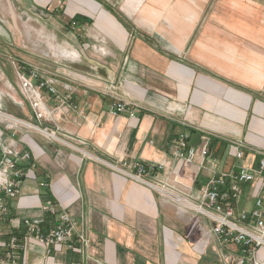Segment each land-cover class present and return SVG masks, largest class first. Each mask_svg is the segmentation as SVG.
Listing matches in <instances>:
<instances>
[{
	"label": "crops",
	"instance_id": "crops-1",
	"mask_svg": "<svg viewBox=\"0 0 264 264\" xmlns=\"http://www.w3.org/2000/svg\"><path fill=\"white\" fill-rule=\"evenodd\" d=\"M35 1L42 2V0ZM89 1L91 0H81V3L84 5ZM140 1L126 0L125 5L129 4L130 8L126 12L119 8L120 13L128 19L139 11L137 9L143 8L146 16L151 15L152 19L143 20L147 23L145 27H150L158 16V10L161 12L166 9L171 17L169 21L174 20L176 23L170 26L171 33H164L163 37H171L177 50L180 51L187 42L188 32L197 29L196 25L212 0ZM93 2L99 8L98 15L94 18L88 15V10H80L79 16L86 18L84 20L87 21H90L87 17L94 18L97 25L101 23V20L106 21L113 31L118 32V36L109 37L110 42L113 43L116 51L123 53L128 46L125 31L118 26L115 18L101 9L100 3ZM261 15L264 16V0H215L208 21L203 25L202 30L261 27L264 26V21L260 22ZM132 43L134 44L129 56L134 62L131 63L129 72L141 73L142 80H138L137 86L142 89L146 87L159 94L167 93L161 87L152 85L147 75L143 76L141 64H144V67L151 66L153 71L161 70V66L156 67V62L151 64L152 57L146 42L135 40ZM197 70L175 56L167 60L163 66L167 76L174 79V76L179 75L180 81L199 75L195 72ZM240 76L239 82L253 89H250L253 91L249 93L251 96L226 89L228 94L237 98L240 111L233 109L237 111L234 112L231 108L228 111L222 107V101L214 103L208 98L198 100L195 96L191 99L189 86L184 85V83L188 85L187 82H181L179 98L180 100L190 99L192 104L201 110H209V107L215 104L213 112L234 123H244L247 116L245 112L252 103L254 114L247 124L249 132L247 142L254 148L264 151V101L258 97L264 88V72L253 75L247 71L245 73L240 71ZM199 78L203 83L208 80L203 76ZM71 89L72 91L67 94L74 108L70 110L63 107L59 111L55 110L57 114L53 117L54 126L52 127L64 133L65 135L62 136L74 142L77 147L65 142L66 140L58 139L54 132L47 131L52 135L48 137L45 134H35L29 128V132L19 129V132L15 134L19 149L31 155L35 169L34 177H27L23 181L18 197L10 202V213L3 222L2 241L7 243L9 237L13 235L19 238L18 242L21 245V248L12 252L11 259L17 264H77V262L80 264H191L190 261L193 258L185 253L183 244L185 240H188L194 247V253L199 256L205 255L212 246L216 252L220 250L223 264H236L235 256L238 254V249L232 246H219L210 231L211 223L205 218L194 216L186 230L185 238H182L183 243L176 244L174 228L166 222V205L158 201L154 188L139 182L132 177L133 175L120 169L115 170L104 163L106 161L115 165L121 163L127 168H129L128 165H132L131 173L134 172L133 165L136 162L145 166L165 164L164 174L170 169L174 174L177 166L169 156L170 140L178 133L187 132L188 129L175 132L173 128L176 127H173L174 125H171L162 115L158 117L142 113L132 118L127 114L112 117L108 113L110 93H106L108 96L106 97L94 93L93 90L89 91V88L72 87ZM11 99L13 104L20 106L19 100L14 96ZM43 100L50 104L48 107L51 109L53 98L47 96V99L43 98ZM45 106L46 104L41 103L37 109L40 110ZM8 114L20 119L25 118L24 114L15 110ZM188 131L192 144L200 148L207 139L209 149L216 154L220 164H224L226 168L231 167L234 157L230 154L234 150L229 149L228 144L227 146L223 141H213V139L211 141L209 136L198 127ZM88 148L100 151L98 156L103 157L105 161L102 162L92 155L93 153H88ZM151 176V181L154 179L155 182H161L158 174ZM173 176L174 181L190 188L192 192L207 181V175L199 169L198 163ZM259 196H264V177L251 185H244L236 212L242 209L251 210L254 207L255 198ZM46 200H50L84 228L88 240L84 254L68 251L63 245L51 247L49 252H46L34 237L25 234L22 223L24 218L42 217L46 222L45 231L56 223L54 217L45 216L42 213L41 207ZM199 234L203 236V242H201L202 238L198 239L199 241L196 239ZM181 249L184 252L178 253L177 250ZM256 256L260 261L264 260V248L259 249Z\"/></svg>",
	"mask_w": 264,
	"mask_h": 264
},
{
	"label": "rangeland",
	"instance_id": "rangeland-1",
	"mask_svg": "<svg viewBox=\"0 0 264 264\" xmlns=\"http://www.w3.org/2000/svg\"><path fill=\"white\" fill-rule=\"evenodd\" d=\"M93 1L100 3L101 9L115 18L118 26L125 31L128 46L123 53L116 51L109 39V37L118 36V32L113 31L104 20L97 25L94 18L98 15L99 8ZM93 1L85 2L83 5L81 0H42L40 3L35 0H0V108L5 113H11L12 110L20 112L25 115V118H16L31 123L40 130L46 128L48 132H54L58 139L66 140L65 142L77 147L74 142L62 136L65 135L64 133L52 127L54 126L53 117L57 114L55 110L59 111L72 104L71 101L66 100L62 106L60 100L54 99L47 90L42 88L38 91L37 82L46 80L62 97L67 95L69 90L71 92L72 87L89 88V91L93 90L94 93L106 97H108L106 93H110L109 106L116 98L128 104L133 103L140 107L135 113L136 116L142 113L158 117L165 116V120L176 127L173 128L175 132L198 127L209 136L210 140L216 139L227 144L238 142L246 146L245 148L255 149L247 142L249 133L247 124L254 114L252 103L245 112L247 116L244 123H234L224 116L215 114L213 112L215 104H212L209 110H201L192 104L190 99L180 100L179 90H181V82H187L188 85L186 83L184 85L189 86L191 99L195 96L198 100L208 98L214 103L222 101V107L228 111L230 108L240 111L237 98L228 94L226 89L247 96L253 93L250 90L252 88L239 82L241 80L240 71L244 73L247 71L253 75L264 72V26L202 30L213 7L215 0H212L196 25L197 29L188 32L185 46L178 51L171 37H163L164 33H171L172 27L170 26L175 22L174 20L169 21L171 17L166 9L163 8L161 12L158 10V16L151 23L152 26L145 27L147 23L143 20L152 18L151 15L146 16L143 13V8L137 9L139 11L127 19L119 11V8L124 12L129 10V4L125 5L126 0ZM143 1L147 0L140 2ZM80 10H88V15L94 18L86 16L90 21L73 20ZM118 16L121 19H118ZM263 21L264 16L261 15L260 22ZM135 40L146 42L152 57L151 64L156 62V67L161 66V70L157 72L151 70V66L145 65L144 67V64H141L143 76L147 75L152 85L161 87L167 93L159 94L146 87L142 89L137 86L139 85L138 80L142 77L141 73L129 72V67L134 62L129 55L134 44L132 42ZM174 56L203 72L197 70L195 72L199 75L189 77L187 80L184 78L181 81L179 75L174 76V79L167 76L163 71L164 63ZM28 71H35L38 78L30 81ZM199 76L208 80L203 83ZM22 79L29 81L32 90L37 94L39 92L42 99L46 100L47 96H51L54 100L51 102L52 108L48 107L47 101L45 103L42 100L46 106L38 110L33 105L36 102L34 100L36 96L34 93L25 92L26 87L23 88ZM258 95L264 101V88L263 92ZM13 96L19 100L20 106L12 103ZM29 130L26 131L29 132ZM30 131L39 134L36 131ZM90 150L92 152H89ZM87 152L105 161L103 157L98 156L100 151L88 148ZM224 158L227 159L225 156ZM106 162L129 175L135 173V170L131 173L132 165H128L129 168H127L121 163L115 165L109 161ZM239 163L232 161L231 166L239 165ZM221 167L224 170L229 169L224 164H221ZM173 175L170 169L168 173L163 172L158 175L161 182H155L153 178L151 181L152 176H148L145 180H149L152 186L169 190L191 201L194 191L174 181ZM154 191L158 201L166 205V222L174 228L175 243L182 244V238H185L186 230L194 216L201 219L205 217H201L195 210L187 209L179 203H173L156 189ZM201 238L203 242L202 235L199 234L196 237L197 240ZM183 244L185 253L193 258L190 261L191 264H223L222 255L219 254L220 250L216 252L211 246L205 255L199 256L194 253V247L188 240H185ZM177 252L184 251L181 249ZM2 258L3 262L0 264H17L11 258L5 256Z\"/></svg>",
	"mask_w": 264,
	"mask_h": 264
},
{
	"label": "built area",
	"instance_id": "built-area-1",
	"mask_svg": "<svg viewBox=\"0 0 264 264\" xmlns=\"http://www.w3.org/2000/svg\"><path fill=\"white\" fill-rule=\"evenodd\" d=\"M28 73L30 81L38 78L35 71H28ZM22 80L23 86L26 87L25 92L34 93L38 100L34 98L36 102L33 105L39 106L43 100L40 93L37 94L32 90L29 81ZM37 83L38 91L42 88L47 90L54 99L60 100L62 106L66 100L70 101L69 94L64 97L60 96L46 80ZM72 107L74 108L73 104L67 106L70 110ZM139 108L133 103L128 104L116 98L109 106L108 113L112 117L127 114L132 118L135 117ZM7 115L11 116L0 108V263L3 262L2 256L12 258V252L21 248L15 236H10L7 243L2 241L3 222L10 213V202L18 197L23 181L27 177H34L33 170L35 169L31 155L19 149L15 135L19 129H29L7 119ZM11 117L18 119L15 116ZM44 130L47 131L46 128ZM205 140L206 143L200 148L192 144L191 135L188 132L178 133L170 140L169 156L177 166L174 174L177 175L198 163L199 169L206 173L207 181L195 188L189 202L195 204L197 208L195 211L201 217L211 222L210 231L219 246H232L238 249V254L235 256L236 264H264V260L260 261L256 256L258 250L264 248V196L255 198L254 207L251 210L242 209L236 212L244 185H251L254 181L264 177V151L256 148L248 149L241 143L230 142L229 149L234 150L230 156L240 163L224 170L220 160L209 149L208 140ZM133 168L135 173L132 177L152 187L146 178L162 174L165 164L146 168L143 164L136 162ZM41 208L42 213L53 216L56 223L44 231L42 217L24 218L22 223L25 234L34 237L46 252H49L51 247L63 245L68 251L84 254L88 243L84 228L50 200H46ZM77 264L80 263L77 262Z\"/></svg>",
	"mask_w": 264,
	"mask_h": 264
},
{
	"label": "bare ground",
	"instance_id": "bare-ground-1",
	"mask_svg": "<svg viewBox=\"0 0 264 264\" xmlns=\"http://www.w3.org/2000/svg\"><path fill=\"white\" fill-rule=\"evenodd\" d=\"M41 2V1H40ZM6 118L7 119H9V120H11L12 122H16V123H19V124H21V125H23L24 127H26L27 129H32V130H34V131H36V132H38V133H40V134H45L46 136H48V137H52V135L51 134H49L47 131H43V130H40V129H38V128H36L34 125H32L31 123H27V122H25V121H22V120H19V119H15V118H12L11 116H6ZM154 189H156L157 191H159V193L161 194V195H164V196H166V197H168L169 199H171L172 201H174L175 203H180L182 206H184V207H186V208H189V209H191V210H197V208H196V206H195V204H192V203H190L189 201H187L186 199H184V198H182L181 196H177V195H175V194H173V193H171V192H169V191H167V190H165V189H160V188H158V187H154V186H152ZM173 202V203H174Z\"/></svg>",
	"mask_w": 264,
	"mask_h": 264
},
{
	"label": "trees",
	"instance_id": "trees-1",
	"mask_svg": "<svg viewBox=\"0 0 264 264\" xmlns=\"http://www.w3.org/2000/svg\"><path fill=\"white\" fill-rule=\"evenodd\" d=\"M84 19H86V18H83V17H81V16H79V15H76L74 18H73V20H76V21H81V20H84ZM118 19H121L120 18V16H118ZM73 20L71 21V22H73ZM70 23V22H69ZM24 69H25V67H24ZM211 141H212V139H211ZM213 141H217L216 139H213ZM226 145H227V143H225ZM228 146V145H227ZM227 146H225L226 148H227ZM212 152V151H211ZM145 166V165H144ZM146 168H147V166H146ZM47 216H50V217H53V216H51L50 214H46ZM45 215V216H46ZM45 218V217H44ZM44 222V224H43V229H44V226H45V220L43 221ZM45 231V230H44ZM13 236V235H12ZM17 238V237H16ZM17 239H19V238H17Z\"/></svg>",
	"mask_w": 264,
	"mask_h": 264
},
{
	"label": "water",
	"instance_id": "water-1",
	"mask_svg": "<svg viewBox=\"0 0 264 264\" xmlns=\"http://www.w3.org/2000/svg\"><path fill=\"white\" fill-rule=\"evenodd\" d=\"M103 162V161H102ZM106 165H108V166H110L111 168H113V169H117L116 167H114L113 165H110L109 163H107V162H104Z\"/></svg>",
	"mask_w": 264,
	"mask_h": 264
}]
</instances>
